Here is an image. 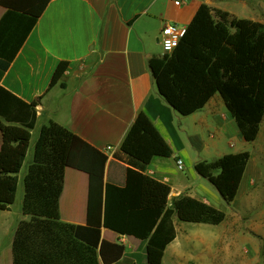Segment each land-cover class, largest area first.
Returning <instances> with one entry per match:
<instances>
[{
    "label": "trees",
    "instance_id": "16d2710c",
    "mask_svg": "<svg viewBox=\"0 0 264 264\" xmlns=\"http://www.w3.org/2000/svg\"><path fill=\"white\" fill-rule=\"evenodd\" d=\"M50 0H0V75L10 65ZM36 3V4H35ZM60 61L49 87L68 69ZM158 93L179 114L190 115L219 93L246 142L257 139L264 118V23L238 18L201 3L177 47L148 60ZM64 86V83H60ZM9 100L2 111L12 125L0 122V209L13 204L36 122L41 96L24 102L0 87ZM10 99L12 108L10 110ZM16 103V106H15ZM17 124V125H16ZM10 141L15 146L7 145ZM120 153L125 168L122 186L104 182L108 155L63 125L41 126L32 162L23 175L20 220L12 246L13 264H104L118 261L124 246L101 238V227L145 242L147 264H161L166 246L175 238L173 215L181 222L218 225L226 214L201 200L182 195L168 206V184L145 173L154 156L170 157L172 149L151 119L139 111L126 132ZM250 159L248 151L199 160L195 171L208 180L226 203L237 195ZM88 176L86 224L61 221L58 200L64 170ZM137 264V263H134Z\"/></svg>",
    "mask_w": 264,
    "mask_h": 264
},
{
    "label": "crops",
    "instance_id": "0c3cea01",
    "mask_svg": "<svg viewBox=\"0 0 264 264\" xmlns=\"http://www.w3.org/2000/svg\"><path fill=\"white\" fill-rule=\"evenodd\" d=\"M222 2H48L9 67L0 75V87L18 99L30 103L41 96L36 106V122L31 130L30 146L18 174L15 200L7 209H0V264H13L15 229L20 220L29 219L21 212L24 194L22 178L32 162L33 145L39 130L50 121L63 125L104 151L108 155L104 182L122 186L127 164L120 153V145L137 113L143 111L172 149L170 157L154 156L145 170L150 177L169 185L168 206L182 195L216 208L225 202L215 187L195 171L194 164L199 160H214L228 153L248 151L249 142L243 140L219 93H215L201 109L183 116L158 93L148 66L150 58L164 54L160 44L164 24L175 22L187 26L201 3L240 18L222 6ZM5 12L6 8L0 5V19ZM60 61H68V69L56 85L48 88ZM60 83H64V86ZM8 98H0V122L4 125L13 124L2 114ZM9 102L11 110V99ZM4 144L0 130V150ZM16 144L12 141L7 143L10 146ZM106 145L114 147L112 153L104 150ZM233 148L235 150H231ZM178 159L182 160L181 169L177 165ZM247 167L237 195L245 181ZM184 170V174L180 175V171ZM87 195V174L65 168L58 200L61 221L85 225ZM172 220L176 236L166 246L161 264H189L194 253L193 246L213 240L226 242L224 238L211 240L201 235L215 228H191L188 222L179 221L176 214ZM194 231L200 233L199 238L189 236ZM101 238L124 246L121 258L111 264H147L145 242L138 238L121 235L105 227H101ZM98 262L104 264L101 259Z\"/></svg>",
    "mask_w": 264,
    "mask_h": 264
},
{
    "label": "rangeland",
    "instance_id": "374dc122",
    "mask_svg": "<svg viewBox=\"0 0 264 264\" xmlns=\"http://www.w3.org/2000/svg\"><path fill=\"white\" fill-rule=\"evenodd\" d=\"M221 5L240 18L264 23V0H223ZM247 150L252 158L241 191L231 203L218 205L226 214L221 226L188 223L191 228H215L201 235L211 240L224 238L226 242L213 240L193 246L189 264H264V120L257 139L249 142ZM192 233L189 236L200 237L198 231Z\"/></svg>",
    "mask_w": 264,
    "mask_h": 264
},
{
    "label": "built area",
    "instance_id": "2783aa9c",
    "mask_svg": "<svg viewBox=\"0 0 264 264\" xmlns=\"http://www.w3.org/2000/svg\"><path fill=\"white\" fill-rule=\"evenodd\" d=\"M186 32V26L179 25L175 22L165 23L161 29L160 44L163 53H171L175 47H177L180 39L184 36ZM114 147L112 145H106V152H113ZM178 168H182V160H177Z\"/></svg>",
    "mask_w": 264,
    "mask_h": 264
}]
</instances>
